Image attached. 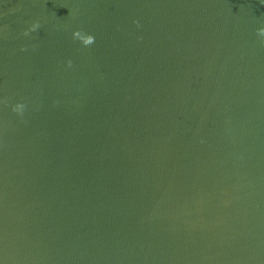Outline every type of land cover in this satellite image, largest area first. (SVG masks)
Wrapping results in <instances>:
<instances>
[{
  "label": "water",
  "instance_id": "obj_1",
  "mask_svg": "<svg viewBox=\"0 0 264 264\" xmlns=\"http://www.w3.org/2000/svg\"><path fill=\"white\" fill-rule=\"evenodd\" d=\"M260 27L261 0H0V264H264Z\"/></svg>",
  "mask_w": 264,
  "mask_h": 264
},
{
  "label": "clouds",
  "instance_id": "obj_2",
  "mask_svg": "<svg viewBox=\"0 0 264 264\" xmlns=\"http://www.w3.org/2000/svg\"><path fill=\"white\" fill-rule=\"evenodd\" d=\"M261 3L264 4V0H261ZM39 27L38 24H33L29 29L24 32V35L27 36L30 32H34ZM139 27V24H137ZM74 33V32H73ZM257 35L260 37H264V27H260L257 29ZM12 111L15 112L18 116H23L25 111V104L16 103L12 106Z\"/></svg>",
  "mask_w": 264,
  "mask_h": 264
}]
</instances>
